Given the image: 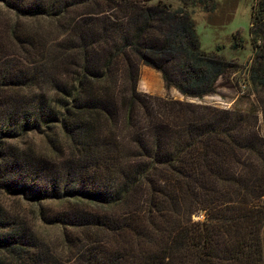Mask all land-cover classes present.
Returning <instances> with one entry per match:
<instances>
[{"label": "trees", "instance_id": "trees-1", "mask_svg": "<svg viewBox=\"0 0 264 264\" xmlns=\"http://www.w3.org/2000/svg\"><path fill=\"white\" fill-rule=\"evenodd\" d=\"M150 1L0 0V134L55 122L67 142L50 196H36L59 202L39 218L66 249L8 222L0 264H264L258 115L199 102L236 70L200 48L186 8L214 0ZM250 34L264 113V0ZM141 65L183 99L140 91Z\"/></svg>", "mask_w": 264, "mask_h": 264}, {"label": "rangeland", "instance_id": "rangeland-1", "mask_svg": "<svg viewBox=\"0 0 264 264\" xmlns=\"http://www.w3.org/2000/svg\"><path fill=\"white\" fill-rule=\"evenodd\" d=\"M159 1L172 10L184 6L182 0H151L146 3L153 5ZM255 2L214 0L206 11L200 6L188 5L186 8L195 21L194 28L200 48L206 52H217L236 65V70L218 79L216 92L204 96L199 102L216 104L222 108L255 111L259 129L264 136V113L258 101L260 94L251 82L249 70L255 56L250 34L251 11ZM0 10L6 12L7 17H12L3 8ZM161 77L158 70L141 65L138 89L148 94L182 100L183 97L176 89L164 88ZM23 121L7 129L11 130L9 135L5 134L6 128L0 134V231L4 230L5 223H18L26 229L27 237H31V240L38 245H49L60 253L66 249L61 235L62 227L43 222L39 218L41 208L50 205L59 208L60 204L48 198L37 201L36 196L39 192L50 196L55 185L51 179L54 174L57 176L56 170L64 160L67 142L55 122L32 128L33 121L30 127H23ZM16 155L21 157V161L13 164L15 158L12 159V156ZM193 217L199 220L203 215ZM0 256L7 257L3 251H0Z\"/></svg>", "mask_w": 264, "mask_h": 264}]
</instances>
